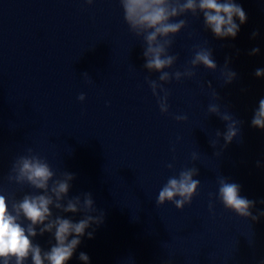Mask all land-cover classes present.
I'll return each instance as SVG.
<instances>
[{"label": "clouds", "instance_id": "1", "mask_svg": "<svg viewBox=\"0 0 264 264\" xmlns=\"http://www.w3.org/2000/svg\"><path fill=\"white\" fill-rule=\"evenodd\" d=\"M86 2L91 5L93 0ZM119 3L128 30L143 39L144 69L149 73H159L157 79L148 76L145 80L158 99L161 113L169 111L170 92L164 87L165 84L173 79L180 81L194 78L195 69L200 66L213 72L218 67L212 49L197 45L183 71H167L179 59L178 55L170 54L169 51L175 43L174 37L188 27V21L181 17L191 14L199 19L202 14L204 29L210 30L217 39H235L241 26L247 22V14L236 0H119ZM258 35L253 32L252 38ZM259 52L260 49L254 47L249 55ZM229 64L230 58H226L224 67L219 69L225 84H231L237 78V73L231 70ZM83 75L91 82L87 73ZM254 75L257 78L264 77V68L256 69ZM208 87L211 88V85ZM212 99H219L215 90ZM78 100L84 101L85 95L81 93ZM207 112L226 123V131H216L217 141H210L211 146L215 148L222 136V148L227 147L239 135L241 122L229 111H222L221 105L216 102L208 104ZM175 119L186 121L188 117L177 115ZM251 126L264 130V98L260 99L254 111ZM27 151V155H21L12 162L6 179L10 184L27 185L33 191L9 199L0 188V264H68L81 245L82 238H94L93 225L98 227L104 222V213L95 206L91 192L69 197L71 182L76 178L74 173L64 171L57 176L45 158L34 154L31 148ZM167 167L172 169L173 165L168 164ZM198 174L197 168L190 167L170 176L158 192L156 205L170 202L176 209L183 210L185 205L191 204L200 187L201 182L194 179ZM218 185L216 198L225 209L253 222L264 217V211L253 214L251 209L255 207L256 201L241 196L240 185L224 177L219 178ZM209 207L211 209L212 206ZM63 214H81V218L74 221L71 216ZM90 228L92 231H87ZM46 233L54 240V243L49 241L48 249L35 242L37 236ZM78 259L83 264H89L90 261L85 252H80ZM260 264H264V260Z\"/></svg>", "mask_w": 264, "mask_h": 264}]
</instances>
